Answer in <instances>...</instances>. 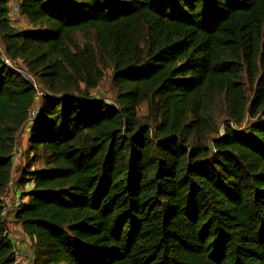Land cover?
<instances>
[{"label": "trees", "instance_id": "1", "mask_svg": "<svg viewBox=\"0 0 264 264\" xmlns=\"http://www.w3.org/2000/svg\"><path fill=\"white\" fill-rule=\"evenodd\" d=\"M9 2L2 51L48 93L31 119L37 91L0 52V264H16L12 182L32 186L14 219L33 264H264V0H19L22 29ZM88 32L114 104L88 99L103 73L71 46ZM215 95L233 124L221 132ZM157 98L150 126L139 110Z\"/></svg>", "mask_w": 264, "mask_h": 264}, {"label": "rangeland", "instance_id": "2", "mask_svg": "<svg viewBox=\"0 0 264 264\" xmlns=\"http://www.w3.org/2000/svg\"><path fill=\"white\" fill-rule=\"evenodd\" d=\"M13 19L16 22L15 23L16 26H17V24H19L21 26H24L25 28H28L29 25L27 24L26 20L22 16H15V17H13ZM71 46L72 47H78L81 49H83V48L92 49L98 58V66L103 73L102 81L100 82L99 86L96 89L89 91V93H88L89 98L88 99L98 100L99 102L112 104L115 100L116 92H117L116 91L117 89L115 88L114 83H113V65L107 59V57H105L103 55V53L99 49V47L95 41L94 33L88 32V33H84V34L73 35ZM141 48H143V45H140V49ZM21 68H23V70L25 72H27V69L25 68V66L23 64H21ZM83 87H84V85H83ZM38 91H39V94L41 96L38 95L33 110L34 109L36 110L40 106L41 99H42L44 93H48V91L46 89H44L43 85H41V84H39ZM159 110H160V101L157 98L153 101L152 104L148 103V104L143 105L140 108L139 117L142 119V121L144 123H149L150 126H153L152 124H154V123H152V122L158 120V116L160 115ZM210 120H212V124H213L214 128L216 129V131H219V132L223 131V129L228 125L233 127V124L231 122H229L227 119L223 98L221 96L215 95L213 97L212 112H211ZM29 128H30V126L25 127V129L23 130V132L19 136L18 142L16 145L17 149H19L21 147L23 138H25V136L27 135V130ZM214 135L215 134H213V136L211 135L208 139H210L211 137H214ZM206 143L208 145H210L209 141H207ZM14 152L17 153V154H15V156L20 155L19 151L18 150L16 151V148H15ZM19 158H21V157L19 156ZM25 164H28V159H26L25 162L21 161L20 164L17 165V167L14 170V175H16L15 178L18 176L17 174H20L21 170L25 167L24 166ZM33 165H34V167H33L34 169H38V168L42 167V160L40 159V157H38L37 161L33 162ZM14 188H15V186H14ZM8 191L9 190H7V192H6L7 194H8ZM17 199L18 200L23 199L21 194L18 195ZM27 202L28 201H26V203ZM8 222H9V229L13 230L16 223L13 222V219L11 221H8ZM10 234L14 236L16 233H14V234L10 233ZM28 253H30V252L28 251Z\"/></svg>", "mask_w": 264, "mask_h": 264}, {"label": "built area", "instance_id": "3", "mask_svg": "<svg viewBox=\"0 0 264 264\" xmlns=\"http://www.w3.org/2000/svg\"><path fill=\"white\" fill-rule=\"evenodd\" d=\"M9 11L12 17L19 16L20 13L19 0H10ZM0 52H1V59L3 60L4 64L9 68L15 70L17 73L21 74L29 83H31L35 88V90L37 91V97H38V95L40 94L38 91L39 83L37 82V80L30 73L25 72L23 68H21L20 64L11 61L7 56H5L1 47H0ZM35 113H36L35 109L31 111L30 113L31 119L35 116ZM25 204L26 202L23 199L22 200L16 199L15 202L11 205V207L5 205L4 215H6L9 212L15 213L17 210L21 209ZM8 236L14 246L16 264H33V253L31 252L32 255L31 257V255L28 254L24 249L20 248L18 242H14L13 239L14 237L10 236V233L8 234Z\"/></svg>", "mask_w": 264, "mask_h": 264}, {"label": "crops", "instance_id": "4", "mask_svg": "<svg viewBox=\"0 0 264 264\" xmlns=\"http://www.w3.org/2000/svg\"><path fill=\"white\" fill-rule=\"evenodd\" d=\"M16 27L19 28V29L25 28L24 26H21V25H19V24H17ZM27 134H28V132H27ZM27 136H28V135H26L25 138H23L22 145H21V147H20L19 149H17V147H15V148H16V151H17V150L19 151V153H20L19 156H20L21 158H19V156H15V154H17V153L14 152V157H13V160H14V168H13V170H15V168L17 167V165L20 164L21 161H22V162H25V160H26V154H27V148H28V144H27ZM17 142H18V140H17ZM16 145H17V144H16ZM14 151H15V150H14ZM17 175L19 176V174H17ZM13 176L15 177L16 175L13 174ZM14 186H15V184H14V182H12V184H11V186H10V188H9L8 194H6V197H4V202H5L6 205H8L9 207H11V205H12V204L15 202V200L18 198V195H20V194H22V193H27V192H29V191L31 190V188H32V186H31L30 184H27L24 188H21L20 190H19L18 188H14ZM28 200H29L28 197H25V198H24V201H25V202L28 201ZM5 219H6V223H7L6 226H8L7 228H8V230H9L8 232H9V233H13V234L16 233L14 236L10 234V236L14 237V238H13V239H14V242H18L19 245H20V248H21V249H24L27 253H28V251H29L30 253H28V254L31 255V247H30V245H32V244H31L30 240L27 239V238L25 237V235L23 234V231H22L21 226L18 225V224L15 222L14 214L11 213V212L7 213L6 216H5ZM12 219H13V222L16 223V225L14 226V229H13V230H12V229L10 230V229H9V222H8V221H11ZM15 230H16V231H15ZM23 240H24V241H23ZM31 257H32V255H31Z\"/></svg>", "mask_w": 264, "mask_h": 264}, {"label": "clouds", "instance_id": "5", "mask_svg": "<svg viewBox=\"0 0 264 264\" xmlns=\"http://www.w3.org/2000/svg\"><path fill=\"white\" fill-rule=\"evenodd\" d=\"M14 214V213H13ZM6 216V215H5ZM9 234V232H8V229H7V235ZM9 237V236H8ZM32 252V251H31Z\"/></svg>", "mask_w": 264, "mask_h": 264}]
</instances>
